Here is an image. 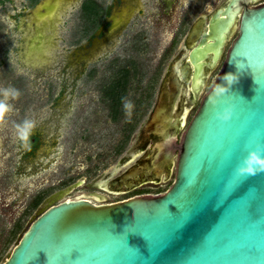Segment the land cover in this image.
Segmentation results:
<instances>
[{
	"label": "water",
	"instance_id": "water-1",
	"mask_svg": "<svg viewBox=\"0 0 264 264\" xmlns=\"http://www.w3.org/2000/svg\"><path fill=\"white\" fill-rule=\"evenodd\" d=\"M246 1L258 2L229 0L209 19L202 15L183 56L174 60L173 74L183 86L178 96L182 92L185 103L195 106L200 101L179 152L175 146L172 154L160 155L176 144L184 117L173 135L154 141L153 151L139 158L150 170L132 166L114 177L138 156L147 141L141 132L100 181L113 178L109 190L98 183L113 193L129 192L175 174L172 185L160 194L116 201L77 195L58 202L38 214L2 264H264V172H235L250 149L264 148V4ZM229 72L235 76L226 83ZM228 104L232 118L218 120L216 111ZM161 123L151 117L144 129L163 132Z\"/></svg>",
	"mask_w": 264,
	"mask_h": 264
},
{
	"label": "rangeland",
	"instance_id": "rangeland-1",
	"mask_svg": "<svg viewBox=\"0 0 264 264\" xmlns=\"http://www.w3.org/2000/svg\"><path fill=\"white\" fill-rule=\"evenodd\" d=\"M43 1L0 0V264L56 192L82 181L68 196L107 195L98 183L136 142L166 66L193 22L224 0H176L169 11L164 0H135L114 29L125 0H63L36 56L28 37ZM174 178L108 201L163 193Z\"/></svg>",
	"mask_w": 264,
	"mask_h": 264
},
{
	"label": "flooded vegetation",
	"instance_id": "flooded-vegetation-1",
	"mask_svg": "<svg viewBox=\"0 0 264 264\" xmlns=\"http://www.w3.org/2000/svg\"><path fill=\"white\" fill-rule=\"evenodd\" d=\"M134 1L135 0H131V1L130 0H125L124 8L126 6H131L132 9L134 10V8H135ZM226 1H229V0H224L222 2V4H224ZM136 2H137V0H136ZM243 3L245 4V2H243ZM246 3H247V1H246ZM175 4H176V0H173V3L171 5L172 8H170V9H174ZM262 4H264V3H262V2L258 3V4H257V2H255V3H249L248 2L247 3V5L250 6V7L259 6V5H262ZM98 7H99V5L94 3V9H95V13L96 14H97V8ZM245 7H246V5H244V8ZM163 8L165 9V11H167V10L169 11L170 10V9L166 8V4H165V6H163ZM117 12H120V11H116V13ZM116 13L112 16V21L110 22L112 24L111 27H113V25H114L113 18L116 15ZM212 13L207 15L208 19L211 17ZM199 18H197L193 22V24L191 25L190 30H189V32L187 34V37H188V35H189L194 23ZM187 37H186V39H187ZM186 39H185V42H186ZM185 42L181 45V47L179 48L178 52L172 57V59L169 61L168 65L166 66V69H165V71L163 73V76H162V78L160 80V83H159V86L157 88L156 99L152 103L149 104V112H148L145 120L141 124V126L139 128V131H138V134H137L136 142H137L140 134H142L141 132H143V135H145V138L147 139V141H144V143L141 146L140 152L138 153V156L136 157L135 162L131 166H129L127 169L131 168L132 166H136L137 168H145V169H147V167H148V169L150 167H152L151 164L146 166V165L142 164V162H139L138 161L139 158L147 150L153 151L152 146L154 144V141L163 140L164 138L168 137L169 135H173L174 131L179 126L180 119H182L184 117L186 125L182 129V132L179 134V136H178L179 138H178L176 144L172 145V146H169V147L163 148L161 150L160 155H168V154L170 155V154H172V150L175 149V146H176V151L179 152V148L177 147L178 144H179L178 142L181 141V139H182V137H183V135H184V133H185V131L187 129L188 124L191 122L196 110L200 106V101L197 103L196 106L194 104H192L193 100L190 101V102H186L185 103V101L182 99V92H181V96H178V93L180 92L181 89H183V86L181 87V85L179 83H177V81L175 79V76L173 74V68H174L173 67V63H174V60H175L176 57L180 56V58H181V56H183L182 55L183 53L181 51H182V46L185 44ZM181 60H183V62H184L185 58H182ZM179 69L181 71L182 70V66H179ZM165 81H168L166 86H164ZM164 87H165V91H163V98L161 100H159L160 93L162 92V89ZM208 87H209V84L207 86V90H208ZM177 96H178V98H177ZM191 99H193V94L191 95ZM195 108H197V109H195ZM151 117H159V118H161L162 123L158 125V128L163 130V132H153V131H151V129H144L145 123ZM106 176L103 179H105ZM112 179L113 178L106 179V180H108L110 182V181H112ZM138 188H142V187H138ZM138 188H136V189L138 190ZM136 189H134L132 191H129V192H125L123 194H128L130 192L135 191ZM103 190H104V192L107 193L108 196H109V194L116 195L115 193L110 192L108 190H105V189H103ZM131 196H135V195H131ZM131 196H128V197H131ZM128 197H126V198H128ZM118 200H122V199H118Z\"/></svg>",
	"mask_w": 264,
	"mask_h": 264
},
{
	"label": "bare ground",
	"instance_id": "bare-ground-1",
	"mask_svg": "<svg viewBox=\"0 0 264 264\" xmlns=\"http://www.w3.org/2000/svg\"><path fill=\"white\" fill-rule=\"evenodd\" d=\"M252 1H259V0H252ZM63 0H44L38 8L33 12L32 15V22L35 23L34 28L31 30L29 37H28V51L33 53L36 56L43 55V51L45 49L46 43L48 42L47 35L45 34L47 25L49 22H52L55 18L61 3ZM166 4V8L170 9L172 8L173 0H164ZM141 6V5H140ZM131 6H126L122 11L117 12L116 15L113 18L114 25L111 29H114L124 23H127L129 20L132 11ZM164 178H162L163 180ZM83 182L79 181L78 183L69 186L68 188L62 189L55 194H53L51 197H49L46 202L40 207L38 214L43 212L45 209L49 208L50 206L57 204L58 202H61L63 200L67 199H74L75 196H68L77 186L82 185ZM100 186L105 187L109 190L110 182L108 180H105L103 182L99 183ZM125 192H117L116 195L123 194ZM77 197H85L88 199H91L92 201L98 203L99 201H106L108 200V195L103 193H92V194H81ZM98 198L97 199H93Z\"/></svg>",
	"mask_w": 264,
	"mask_h": 264
},
{
	"label": "clouds",
	"instance_id": "clouds-1",
	"mask_svg": "<svg viewBox=\"0 0 264 264\" xmlns=\"http://www.w3.org/2000/svg\"><path fill=\"white\" fill-rule=\"evenodd\" d=\"M234 73H226V83L230 82V78H234ZM223 89L221 94H223ZM234 108L231 104L223 107L221 110L216 111L215 116L218 120L228 121L232 118ZM236 174L244 177L264 172V148L257 147L250 149L246 156L243 157L241 163H239L235 169Z\"/></svg>",
	"mask_w": 264,
	"mask_h": 264
}]
</instances>
